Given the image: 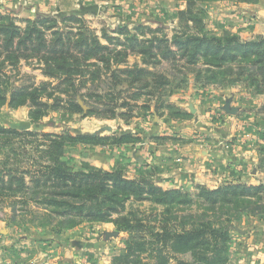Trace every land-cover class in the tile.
Returning a JSON list of instances; mask_svg holds the SVG:
<instances>
[{"label":"rangeland","instance_id":"rangeland-1","mask_svg":"<svg viewBox=\"0 0 264 264\" xmlns=\"http://www.w3.org/2000/svg\"><path fill=\"white\" fill-rule=\"evenodd\" d=\"M197 4L208 33L230 32L243 41L264 37V0ZM186 8L184 0H0V13L13 17L17 25L55 17L58 26L76 33L75 39L81 30L95 37L110 57L108 63L93 56L81 67L85 75L76 73L72 82L61 85L45 74L37 57L22 59L16 66L6 63L9 85L46 83V92L54 95L44 97L50 108L39 120L32 118L33 106L0 107V126L21 133L0 130V170L7 161L18 166L37 159V142L26 140L45 141L43 134L48 133L71 136L65 159L76 169L83 163L122 169L126 178L149 176L164 189L193 195L202 185L216 189L232 183L264 184V85L227 84L185 59H166L159 52L148 59L131 48L166 39L178 50L172 38L181 33L179 12ZM58 95L63 101L52 108ZM70 98L83 110L75 111ZM27 132L34 135L26 136ZM81 135L101 139H79ZM191 152L198 158L183 154ZM181 169H195L206 182L188 185L181 179L167 186L165 173L176 179ZM0 197V264H111L113 256L126 251L129 233L119 231L113 221L85 220L59 233L58 220L48 219L36 200L24 206L23 198ZM197 204L180 210L171 224L201 210ZM127 205L149 226L159 229L164 224V207L137 200ZM225 224L230 233L228 264H264V213L243 214ZM115 231L119 233L113 235ZM144 234L149 238L148 229ZM168 255L169 264H182L180 255ZM141 264H156V259L148 251Z\"/></svg>","mask_w":264,"mask_h":264},{"label":"trees","instance_id":"trees-1","mask_svg":"<svg viewBox=\"0 0 264 264\" xmlns=\"http://www.w3.org/2000/svg\"><path fill=\"white\" fill-rule=\"evenodd\" d=\"M184 1L187 8L179 12L182 30L172 38L178 50H173L166 39L140 49L135 43L132 50L147 54L148 59L156 58L158 52L166 59H185L188 64L199 65L211 72V78L227 84L259 83L263 86L264 37L243 41L230 32L223 36L208 33L201 16L203 11L197 8L198 0ZM75 34L58 26L55 17L29 19L22 27L13 17L0 13V107L7 104L15 108L33 106L32 118L39 120L50 108L44 97L53 99L54 95L46 92L49 85L46 83L36 87L9 85L4 72L6 63L16 66L22 59L37 57L45 74L58 79L61 85L72 82L76 73L85 75L81 67L93 56L110 62L95 37L83 30L78 32L77 39ZM71 98L68 101L75 106V111L83 110L82 104ZM60 101L63 98L56 96L52 108ZM0 130L21 135L1 126ZM25 135L34 134L27 132ZM43 136L47 140H26L37 142L35 148L40 155L33 162L30 158L18 166L5 162V167L0 170V195L23 198L24 206L31 198L36 200L45 208L48 219L58 220L59 233L85 220L113 221L119 231L129 233V238L126 251L113 256L111 264H141L142 254L148 251L156 264H169L168 253L183 257L182 264H228L230 233L225 222L243 214L264 213V184L232 183L216 189L202 185L195 195L179 189H164L149 176L126 178L122 169L107 170L88 163L76 169L65 159L71 136L48 133ZM78 138L101 139L89 135ZM21 152L28 154L24 150ZM131 200L150 201L164 207V224L159 229L149 226L138 216L137 210H128L127 203ZM193 203H199L201 210L183 214L182 221L171 224L173 218L179 217L180 210ZM114 214H117L116 218H113ZM146 229L149 238L144 234Z\"/></svg>","mask_w":264,"mask_h":264},{"label":"crops","instance_id":"crops-1","mask_svg":"<svg viewBox=\"0 0 264 264\" xmlns=\"http://www.w3.org/2000/svg\"><path fill=\"white\" fill-rule=\"evenodd\" d=\"M182 107H184V106H182ZM183 154L184 155H189L194 160L198 158V156L195 153H192V152H191V154H189V153H183ZM177 155H179V153H177L176 156ZM163 159H164V161H167L168 160L167 158H163ZM180 171L181 172L184 171V172H182L180 178H176V179H175V177H171L170 174H167L168 172L165 173V177L169 176V177H167L168 179L165 180L167 186L173 187V184L176 183L178 180H180V181H182V180L183 181H187V182H184V183L185 184H188V185H195V184H198V183H204V182H206V181H204L205 180L204 174L199 173L195 169L188 170V171H185L184 169H181ZM190 175H192L193 177H189ZM189 178H191L192 180L188 181ZM68 251L71 252V250H68ZM72 255H73V252H72Z\"/></svg>","mask_w":264,"mask_h":264},{"label":"water","instance_id":"water-1","mask_svg":"<svg viewBox=\"0 0 264 264\" xmlns=\"http://www.w3.org/2000/svg\"><path fill=\"white\" fill-rule=\"evenodd\" d=\"M119 233V231H115L114 233H113V235H117Z\"/></svg>","mask_w":264,"mask_h":264}]
</instances>
